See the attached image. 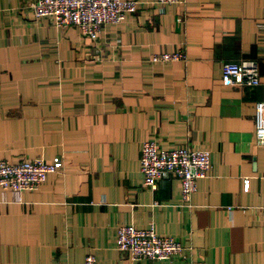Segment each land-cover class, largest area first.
I'll return each mask as SVG.
<instances>
[{"label": "crops", "instance_id": "crops-1", "mask_svg": "<svg viewBox=\"0 0 264 264\" xmlns=\"http://www.w3.org/2000/svg\"><path fill=\"white\" fill-rule=\"evenodd\" d=\"M34 0H0V159L59 156L35 190L0 188V264H264V0H137L96 39L34 16ZM182 50L181 60L150 62ZM256 60L260 83L228 86L223 62ZM210 150L191 206L178 178L143 185L141 144ZM249 187L243 189V178ZM154 223L191 247L133 259L115 227Z\"/></svg>", "mask_w": 264, "mask_h": 264}, {"label": "built area", "instance_id": "built-area-1", "mask_svg": "<svg viewBox=\"0 0 264 264\" xmlns=\"http://www.w3.org/2000/svg\"><path fill=\"white\" fill-rule=\"evenodd\" d=\"M184 0H155L159 5L183 2ZM137 0H34L30 7L34 16L48 17L56 26L75 25L80 32L96 39L103 25L122 21L127 14L137 9ZM182 50L153 53L150 62L181 60ZM221 82L228 86H256L260 83L256 60L223 62ZM254 144L264 145V100L254 103ZM62 167L59 156L51 161L42 158L22 159L11 162L0 159V188L15 192L37 190L48 174ZM211 168L210 150L193 146L165 148L154 138H147L141 144L139 169L143 185L156 189L162 176L178 178L180 181L181 204L191 206V196L197 188V180L209 174ZM249 177L243 178V189L249 187ZM264 222V204L259 206ZM117 250L133 259H166L173 255L185 256L191 247L180 240L159 234L154 223L138 227L134 224H118L115 227ZM70 264V263H68ZM82 264H97L92 253L85 255Z\"/></svg>", "mask_w": 264, "mask_h": 264}]
</instances>
